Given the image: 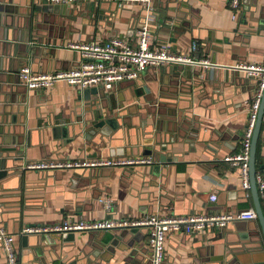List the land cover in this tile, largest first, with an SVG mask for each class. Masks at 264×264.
<instances>
[{
    "label": "crops",
    "instance_id": "1",
    "mask_svg": "<svg viewBox=\"0 0 264 264\" xmlns=\"http://www.w3.org/2000/svg\"><path fill=\"white\" fill-rule=\"evenodd\" d=\"M151 3L148 20L139 5L130 3L118 6L114 1L85 0L56 4L55 11L62 9V13H46L37 10L33 0H0V110L5 109L9 124L5 133L14 135L16 128L23 134L24 145L15 162L18 173L0 180V227L11 235L17 264L149 262L145 227L21 233L26 226L50 225L68 218L91 221L205 215L253 208L250 191H243L239 169L223 158L239 151L248 106L257 91L256 78L230 66L239 61L263 62L264 0H241L234 20L228 0ZM146 19L151 47L165 43L170 51L186 54L196 42L195 57L208 58L218 66H149L133 81L105 87L106 96L96 105L106 114V108L111 107L115 115H121L123 133L112 143L114 148L121 147L119 154L111 155L107 144L95 145L99 134L57 148L62 142L53 139L47 117L83 114L89 103L79 98L80 88L64 81L45 89L25 87L18 77L20 67L29 66L37 73L75 67L81 56L67 47L68 43H103L111 37L134 43ZM33 47L35 61L29 54ZM90 98L96 100L98 95ZM142 135H146L143 140ZM162 146L174 161H159ZM145 149L154 150L149 156L153 164L72 170L22 168L25 162L38 159L145 157ZM263 163L262 123L257 173L264 174L259 170ZM212 194L216 195L213 202ZM101 197L112 200L110 210L99 202ZM259 200L264 212V195ZM250 228L257 236L246 240ZM101 231L117 236L108 247L94 243V235ZM237 263L264 264V239L256 219L192 234L165 235L163 264ZM0 264H6L1 245Z\"/></svg>",
    "mask_w": 264,
    "mask_h": 264
},
{
    "label": "built area",
    "instance_id": "2",
    "mask_svg": "<svg viewBox=\"0 0 264 264\" xmlns=\"http://www.w3.org/2000/svg\"><path fill=\"white\" fill-rule=\"evenodd\" d=\"M42 1H46L48 4H70L85 0ZM106 1H114L118 6H122L125 3L137 4L144 10L147 19L153 10L152 0ZM228 4L232 11V19L234 20L241 9V0H228ZM147 19L138 28L134 43H129L120 37H111L103 43H68L67 47L77 50L81 56L77 66L69 69L37 73L32 71L29 66L24 65L18 71L19 80L21 84L29 89L50 88L58 81H64L71 86L84 89L98 85L110 87L112 84L135 80L149 66L183 63L200 65L202 67L218 66L208 58L197 59L195 57L197 51L196 42L191 43L186 54L170 51L168 45L165 43L151 47L149 45L150 24ZM230 67L257 79V91L248 106L247 125L243 132L240 149L238 152L223 158L225 162L239 169L241 185L246 193L249 192L250 188L248 166L251 139L264 91V60L260 63L239 61ZM262 123L264 124V109ZM141 164H153V159L149 156L38 159L25 162L22 168L23 170H72L77 168L120 167ZM255 181L259 195H264V174L257 173ZM215 199V194L210 195V201L213 202ZM99 202L102 203L106 210H110L112 206L110 198L101 197ZM255 219L256 213L253 208L236 213L221 212L205 215H147L138 218H105L91 221L68 218L50 225L26 226L21 230V233L62 234L84 230L145 227L147 228V245L150 251L148 264H163L166 233L183 232L192 234L194 232L222 228L233 221ZM0 245L6 257V264H17V254L12 245L11 235L2 227H0Z\"/></svg>",
    "mask_w": 264,
    "mask_h": 264
},
{
    "label": "water",
    "instance_id": "3",
    "mask_svg": "<svg viewBox=\"0 0 264 264\" xmlns=\"http://www.w3.org/2000/svg\"><path fill=\"white\" fill-rule=\"evenodd\" d=\"M35 4V8L42 12L46 13H62V9L55 11L56 4H48L46 1L42 0H33ZM67 5V4H66ZM65 6V5H64ZM29 49H26L25 54H28ZM43 54L46 53L45 50L42 51ZM32 56V61L36 60L37 53L36 48L33 47V51L29 53ZM41 63V61H40ZM133 81V80H132ZM105 87L98 85L87 87L84 89L79 90L82 93L79 95L80 99H85L86 103H89V107L83 114H79L76 112L75 115H70L68 117H63L61 115H55L53 118L47 117V125L52 126V133L53 139H61V144H57V148L62 146H67L72 144L78 138H84L86 140L89 139V136H94L96 134L100 135L99 140L93 141L95 145L99 146L101 143L108 145V151L111 155L118 153L119 148H114L112 143H115V139H119L121 132L123 133V123L122 120H119L121 115H115L114 110L111 107L106 108L108 114L104 112L102 109L97 107L96 103L102 99V96H106L104 93ZM91 95H98V99L93 100L91 99ZM87 106V104H86ZM264 109V91L261 97L259 110L257 113V119L255 122L252 139H251V147H250V158H249V182L250 188L249 191L253 198V209L256 213V220L259 223L260 230L264 239V212L260 204L259 200V193L256 186L255 176H256V150H257V140L260 133L261 125H262V113ZM5 109L0 110V180L7 179L12 177V175L18 173L19 169H17L18 164L15 162L20 159V156L24 150L23 145V134L17 131L15 128L14 135H7L5 133L6 129L8 128L9 124L6 122L7 118L4 115ZM14 121H12L13 123ZM191 134L195 135V132L191 131ZM124 138V135H122ZM7 137H13L12 141H8ZM146 138V135H142V140ZM124 140V139H123ZM12 145V146H9ZM26 147L29 146L28 141L25 144ZM156 148V147H155ZM124 149V148H123ZM166 148L162 146L161 153L159 155V161L161 163L171 162L174 161L175 158L168 156L165 152ZM157 151V149H155ZM154 150L145 149L143 154L148 156L153 155ZM119 154V153H118ZM259 170L264 172V163L259 166ZM244 191V190H243ZM228 225V224H227ZM102 232V231H101ZM94 235L93 240L94 243L100 244L103 247H108L111 245V241L114 237H117L113 233L109 231H103L102 233ZM64 234V233H62ZM257 233L253 231L251 228L248 229V234L246 240H251L252 237H256ZM92 240V242H93ZM48 242V241H47ZM150 255V253H149ZM149 263V262H148ZM239 264V263H237Z\"/></svg>",
    "mask_w": 264,
    "mask_h": 264
}]
</instances>
